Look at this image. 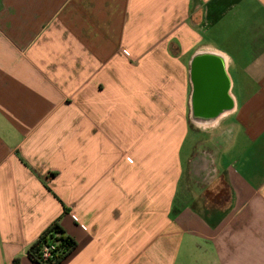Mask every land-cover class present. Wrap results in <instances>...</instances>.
Masks as SVG:
<instances>
[{
  "label": "crops",
  "instance_id": "1",
  "mask_svg": "<svg viewBox=\"0 0 264 264\" xmlns=\"http://www.w3.org/2000/svg\"><path fill=\"white\" fill-rule=\"evenodd\" d=\"M55 219L61 264H264V0H0V264Z\"/></svg>",
  "mask_w": 264,
  "mask_h": 264
},
{
  "label": "trees",
  "instance_id": "2",
  "mask_svg": "<svg viewBox=\"0 0 264 264\" xmlns=\"http://www.w3.org/2000/svg\"><path fill=\"white\" fill-rule=\"evenodd\" d=\"M51 244L54 246L51 257L43 258L41 253L43 246ZM76 247L77 242L66 234L59 220L55 219L29 245L26 253L28 258L37 264H61ZM14 262L16 263L17 259H14Z\"/></svg>",
  "mask_w": 264,
  "mask_h": 264
},
{
  "label": "water",
  "instance_id": "3",
  "mask_svg": "<svg viewBox=\"0 0 264 264\" xmlns=\"http://www.w3.org/2000/svg\"><path fill=\"white\" fill-rule=\"evenodd\" d=\"M212 60L207 58V57H197L196 58V64L201 67V74L199 75V86L203 87V82L205 78H209L211 76V71H212V67H211V62ZM205 75L206 77L204 78ZM212 78V76L210 77ZM200 94V99L199 100V106L198 109L201 110H205L206 108L210 109L211 114L209 115V117L215 113L218 109H219V103L220 99H217V94L215 92H211L206 94L205 91H199ZM208 95V96H207ZM208 104V105H206ZM219 104V105H218ZM208 117V118H209Z\"/></svg>",
  "mask_w": 264,
  "mask_h": 264
},
{
  "label": "built area",
  "instance_id": "4",
  "mask_svg": "<svg viewBox=\"0 0 264 264\" xmlns=\"http://www.w3.org/2000/svg\"><path fill=\"white\" fill-rule=\"evenodd\" d=\"M54 248V246L51 245H44L42 248V257L43 258H50L51 257V251Z\"/></svg>",
  "mask_w": 264,
  "mask_h": 264
},
{
  "label": "rangeland",
  "instance_id": "5",
  "mask_svg": "<svg viewBox=\"0 0 264 264\" xmlns=\"http://www.w3.org/2000/svg\"><path fill=\"white\" fill-rule=\"evenodd\" d=\"M189 145V141L187 140V142L185 143V146H184V151L186 150V147L188 148V146L187 145ZM182 154H183V152H182ZM219 195L221 196V197H226L225 195H226V189L224 188V187H219Z\"/></svg>",
  "mask_w": 264,
  "mask_h": 264
}]
</instances>
